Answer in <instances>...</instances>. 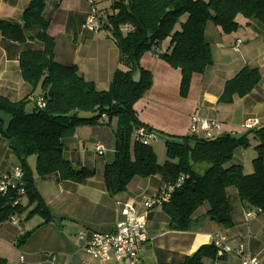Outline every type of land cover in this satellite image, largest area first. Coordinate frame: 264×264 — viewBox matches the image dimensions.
Instances as JSON below:
<instances>
[{
    "label": "trees",
    "instance_id": "1",
    "mask_svg": "<svg viewBox=\"0 0 264 264\" xmlns=\"http://www.w3.org/2000/svg\"><path fill=\"white\" fill-rule=\"evenodd\" d=\"M45 7L46 0H32L21 23L0 20V33L6 40L19 44L38 41L44 47L41 51L26 50L20 56L21 78L29 86L30 94L16 103L0 96V134L8 142L17 139L25 151L24 160L15 154L24 172L28 199L27 206L22 204L16 208H13L14 193L0 199V224L13 214L23 216L33 206L25 221L37 215L44 224L54 221L36 188L35 174L28 160L36 157L38 177L59 174L64 181L85 183L95 173L73 168L64 158L63 140L73 136L79 127L101 125L103 118L108 123L117 122L115 161L105 167L103 175L111 196L126 192L136 177L161 176L168 186L184 175L187 177L184 184L162 207L173 231L192 230L193 215L206 203L210 206L208 218L230 228L233 221L227 189L232 187L238 190L248 210L264 213V128L251 131L240 140L229 134L216 140L194 135L168 136L165 142L168 161L160 165L153 147L143 145L136 137L137 131L146 126L134 108L153 85L151 73L141 67L147 53L169 41L167 51L158 57L181 71L180 94L187 98L194 75L204 74L213 63L205 37L208 23H214L226 34L235 33L239 29V16L264 21V0H112L110 11L100 10L107 16L103 27L118 46L119 64L126 69H117L108 91L98 90L77 67L62 66L55 61L56 42L48 33L50 23L43 17ZM137 72L140 73L138 81L134 78ZM261 79L259 70L244 68L226 83L219 103L232 104L236 97L248 96ZM37 91L40 95L33 97ZM31 97L35 106L29 110ZM38 97L45 101L43 109L36 104ZM7 119L8 125L4 128ZM250 134L258 142L255 147L258 156L254 174L246 176L241 166L229 165L237 148L250 146ZM203 166L206 169L200 173ZM32 234V231L24 233L18 240L19 245L25 244ZM204 259H220L214 245L203 247L183 264H204ZM0 264L5 262L0 260Z\"/></svg>",
    "mask_w": 264,
    "mask_h": 264
},
{
    "label": "crops",
    "instance_id": "2",
    "mask_svg": "<svg viewBox=\"0 0 264 264\" xmlns=\"http://www.w3.org/2000/svg\"><path fill=\"white\" fill-rule=\"evenodd\" d=\"M31 1L0 0V20L21 23L22 15ZM111 5L112 0H46L43 13L45 20L50 23L48 33L56 42L55 61L62 66L77 67L83 77L94 83L100 91H108L117 69L126 68L119 64L120 52L115 41L110 40L109 35L99 38L98 34L86 30L84 26L93 7L110 11ZM237 22L239 29L232 34L224 33L212 22L208 23L205 37L211 48L213 63L204 74L194 75L187 98H182L180 94L181 71L158 57L159 53L167 51L169 41L143 57L141 67L151 73L153 85L134 108L140 122L157 137L166 142L168 136H190L193 117L220 123L223 135L245 137L251 132L244 129L247 120L261 122V126L255 130L264 128V21L247 20L239 16ZM239 40L242 44L236 52L234 48ZM43 48V44L38 41L19 44L6 40L0 33V96L16 103L30 94L29 86L21 78L20 56L26 50L41 51ZM244 68L259 70L261 82L248 96L236 97L232 104H220L226 83ZM134 78L138 81L140 73L137 72ZM39 95L40 91H37L33 97ZM33 97L30 98L32 109L35 106L33 104L32 107L35 102ZM116 125V120L108 123L107 118H103L101 125L79 127L73 136L63 140L64 158L73 168H85L95 173L83 184L64 181L59 174L38 177L36 162L34 165L30 163L32 157L28 160L35 174L36 188L54 218L49 224H44L42 219L32 230L33 233L51 226L59 227L62 231L65 229L64 223L70 221L78 232L88 230L89 235L111 234L117 230L119 223L126 220L122 214L123 205H133L140 213L146 198L161 194L165 187L161 176L136 177L126 192L115 196L107 192L103 175L105 167L115 161ZM248 140L250 146L237 148L229 165L241 166L246 176L254 174V161L258 156L255 150L258 142L254 135L250 134ZM97 143L106 149L102 156L95 150ZM153 150L155 152L154 147ZM106 156L109 159H105ZM102 158L105 160L100 161ZM18 166L19 157L0 134V180L5 173ZM205 169L204 166L200 168V173ZM227 198L232 210L233 225L230 228H224L208 218L210 206L207 203L193 215L195 227L185 232L171 230L170 218L162 207L152 210L148 218L149 240L137 264H183L203 247L212 246L219 236L224 237L234 250L242 249L264 264V213H256L254 218H249L247 213L255 210L247 209L236 188L227 189ZM23 205H28L27 198L23 200ZM33 209L34 206L22 216L23 221ZM24 233V229L10 221L0 224V260L5 261V264H8L6 261L11 250L26 254V258L29 257L26 259L27 264H133L131 261L117 263L114 260H95L82 243L70 246L63 238L60 243L64 251L60 256H53L54 261L49 260V257L40 260L29 252L27 246L17 248L18 240ZM60 234L63 235V231ZM203 262L242 264L236 253L227 254L217 261L204 259Z\"/></svg>",
    "mask_w": 264,
    "mask_h": 264
},
{
    "label": "built area",
    "instance_id": "3",
    "mask_svg": "<svg viewBox=\"0 0 264 264\" xmlns=\"http://www.w3.org/2000/svg\"><path fill=\"white\" fill-rule=\"evenodd\" d=\"M106 21V14L93 7L92 14L88 17L84 28L95 34L107 33L103 27ZM125 30L126 29H124V31ZM107 35L109 34L107 33ZM241 44L242 41L239 40L234 48L236 52L239 51ZM36 104L40 109L45 107V101L42 97L36 99ZM260 126L261 122L259 120H247L244 124V129L246 131H253ZM191 135L209 140H216L223 135V128L221 124L216 121L193 117ZM136 137L145 146L151 145L152 142L158 139L157 135L146 127L140 128L137 131ZM95 150L100 156L106 151L101 143L95 144ZM186 178V176L181 175L174 185L165 186L160 195L146 198L143 204V211L140 213L137 212L133 205H123L122 214L126 217V220L117 225V230L114 233H93L89 235L87 232H81L78 235L79 242L83 244V248L86 249L95 260L102 262L114 260L117 263L131 261L133 264H137L139 256L149 240V213L155 208H161L168 203L172 193L184 184ZM9 193H14L16 195L13 208L22 205L23 200L27 198V193L24 189V172L20 166L14 168V170L9 173H5L0 180V199ZM256 213H261V210L250 211L247 213V216L249 218H254ZM8 221L15 226H20L17 214H13ZM213 245L217 249L219 258L227 254L236 253L240 257L242 264H260L257 258L250 256L242 249L234 250L225 242V238L222 236L215 238ZM49 260L54 261L55 258L49 256ZM22 264L24 263L22 262Z\"/></svg>",
    "mask_w": 264,
    "mask_h": 264
},
{
    "label": "rangeland",
    "instance_id": "4",
    "mask_svg": "<svg viewBox=\"0 0 264 264\" xmlns=\"http://www.w3.org/2000/svg\"><path fill=\"white\" fill-rule=\"evenodd\" d=\"M111 13L108 11V14ZM110 34L109 32H107ZM107 33H99L97 36L99 38H105L107 37ZM109 39L113 40L111 35H109ZM35 105V102L32 103ZM31 105L29 106V110H31ZM92 117V116H91ZM9 119L5 120L4 128L8 125ZM158 139L154 142H152V146L155 149V152L157 153V160L160 165H163L166 161H168L167 157V150L165 146V140L157 137ZM155 153V154H156ZM105 159H109V156H106ZM104 158L100 159V161L105 160ZM36 162V157H32L30 159V163L34 165ZM25 203V202H24ZM25 206V205H24ZM18 221L21 223L20 228L24 229V232H31L32 230L36 229V227L42 222V218L40 216H35L31 222L26 223L22 220V216H18ZM59 222V220H56ZM65 229H62L63 235L60 234L62 232L59 230V227L51 226L47 229L36 231L31 235V237L28 239V241L25 244L19 245L17 243V248L21 249L25 246H27L28 250L32 255L35 256V258H39L40 260H47L49 256H60L61 253H63L64 248L61 247L60 240L63 238V240L67 241L68 244L71 246L77 245L79 242L78 235L81 232H87L88 230H82L80 232L77 231L71 225L70 221H67L64 223ZM64 228V227H63ZM61 229V228H60ZM79 230V229H78ZM88 233V232H87ZM27 244V245H26ZM9 260L6 261L8 264H22L26 263V259L29 258L26 254H21V252L13 251L11 250L8 255ZM5 262V261H4Z\"/></svg>",
    "mask_w": 264,
    "mask_h": 264
},
{
    "label": "water",
    "instance_id": "5",
    "mask_svg": "<svg viewBox=\"0 0 264 264\" xmlns=\"http://www.w3.org/2000/svg\"><path fill=\"white\" fill-rule=\"evenodd\" d=\"M244 136L243 135H236L233 134L232 138L235 140H240L242 139ZM10 148L18 154V156L20 157V159L24 160L25 159V151L23 149V147L20 145L19 141L17 139H12L10 142Z\"/></svg>",
    "mask_w": 264,
    "mask_h": 264
}]
</instances>
